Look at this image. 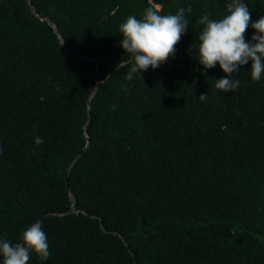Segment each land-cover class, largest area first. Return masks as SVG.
I'll use <instances>...</instances> for the list:
<instances>
[{
  "label": "trees",
  "instance_id": "16d2710c",
  "mask_svg": "<svg viewBox=\"0 0 264 264\" xmlns=\"http://www.w3.org/2000/svg\"><path fill=\"white\" fill-rule=\"evenodd\" d=\"M230 2L0 0V238L42 221L29 264H264V76L223 93L196 61L197 20ZM150 4L191 6L189 28L128 81L119 26Z\"/></svg>",
  "mask_w": 264,
  "mask_h": 264
},
{
  "label": "clouds",
  "instance_id": "9594fccd",
  "mask_svg": "<svg viewBox=\"0 0 264 264\" xmlns=\"http://www.w3.org/2000/svg\"><path fill=\"white\" fill-rule=\"evenodd\" d=\"M191 12L192 7L188 6L187 9L180 7L175 14H162L159 8L150 4L139 18L134 14L129 15L120 24V46L130 57L131 65L126 80L132 81L137 73L141 75L149 68L156 70L170 57L174 58L176 45L189 28L186 14ZM197 24L202 26V30L198 35L196 61L205 70L213 69L218 64L225 74L216 79L215 89L223 93L236 91L241 81L234 79L233 74L239 73L249 62L251 80H261L264 76V15L253 21L251 10L243 0H231L222 18H211L204 11ZM249 26L255 30L252 42L245 39ZM207 98L206 93L198 99L205 101ZM37 127L33 125V130ZM34 143L41 145L43 138L34 137ZM33 254L45 261L50 255L48 238L40 220L23 230L16 243L0 238L2 264H29Z\"/></svg>",
  "mask_w": 264,
  "mask_h": 264
},
{
  "label": "water",
  "instance_id": "95a60500",
  "mask_svg": "<svg viewBox=\"0 0 264 264\" xmlns=\"http://www.w3.org/2000/svg\"><path fill=\"white\" fill-rule=\"evenodd\" d=\"M32 5V3H31ZM69 173H70V170H67L66 172V181H67V185L69 186Z\"/></svg>",
  "mask_w": 264,
  "mask_h": 264
}]
</instances>
